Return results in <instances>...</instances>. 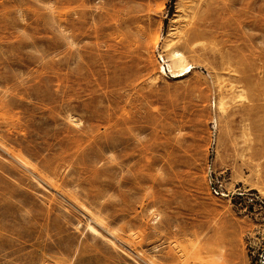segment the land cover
<instances>
[{"label":"rangeland","instance_id":"rangeland-1","mask_svg":"<svg viewBox=\"0 0 264 264\" xmlns=\"http://www.w3.org/2000/svg\"><path fill=\"white\" fill-rule=\"evenodd\" d=\"M0 264H264V0H0Z\"/></svg>","mask_w":264,"mask_h":264},{"label":"bare ground","instance_id":"bare-ground-1","mask_svg":"<svg viewBox=\"0 0 264 264\" xmlns=\"http://www.w3.org/2000/svg\"><path fill=\"white\" fill-rule=\"evenodd\" d=\"M194 15L197 17L196 19H198L199 17L203 18V16H204L199 11L198 7L193 11L192 18H193ZM199 28H200V24L197 23L191 29H186L184 31V34H183L182 38H183V42L186 45L191 40H194L197 36H199V34H201V33H199ZM154 41H155V44H156L157 40L155 39ZM166 47H167L166 60H164V58L161 57V59L165 62L164 65H160L161 71L165 72L166 68H167L168 71L171 74H174V75L176 74V76L184 75L185 73L189 72L191 70V64L186 60V57H185L184 53L181 50L175 48L173 46V42H171L170 40L166 41ZM88 227L95 234L96 229L92 225H90V223L88 224ZM97 234H99V233H97ZM97 234H95V235H97Z\"/></svg>","mask_w":264,"mask_h":264}]
</instances>
